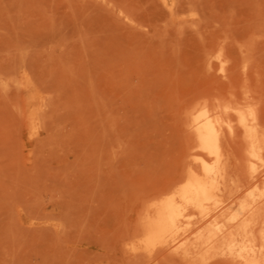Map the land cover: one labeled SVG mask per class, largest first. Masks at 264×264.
I'll list each match as a JSON object with an SVG mask.
<instances>
[{"label": "rangeland", "instance_id": "rangeland-1", "mask_svg": "<svg viewBox=\"0 0 264 264\" xmlns=\"http://www.w3.org/2000/svg\"><path fill=\"white\" fill-rule=\"evenodd\" d=\"M234 99L264 121V0H0V264H231L128 243Z\"/></svg>", "mask_w": 264, "mask_h": 264}, {"label": "bare ground", "instance_id": "bare-ground-1", "mask_svg": "<svg viewBox=\"0 0 264 264\" xmlns=\"http://www.w3.org/2000/svg\"><path fill=\"white\" fill-rule=\"evenodd\" d=\"M188 157L180 178L148 199L134 253L170 250L264 264V121L246 100L202 101L186 114ZM240 150L228 151L235 139Z\"/></svg>", "mask_w": 264, "mask_h": 264}]
</instances>
